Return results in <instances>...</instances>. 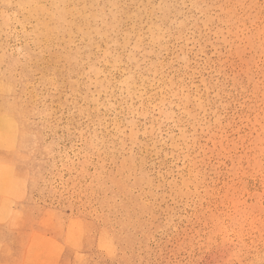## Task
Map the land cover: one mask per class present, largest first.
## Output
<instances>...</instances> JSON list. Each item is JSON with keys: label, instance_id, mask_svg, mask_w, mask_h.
Listing matches in <instances>:
<instances>
[{"label": "rangeland", "instance_id": "obj_1", "mask_svg": "<svg viewBox=\"0 0 264 264\" xmlns=\"http://www.w3.org/2000/svg\"><path fill=\"white\" fill-rule=\"evenodd\" d=\"M11 175L0 264H264V0H0Z\"/></svg>", "mask_w": 264, "mask_h": 264}, {"label": "crops", "instance_id": "obj_2", "mask_svg": "<svg viewBox=\"0 0 264 264\" xmlns=\"http://www.w3.org/2000/svg\"><path fill=\"white\" fill-rule=\"evenodd\" d=\"M18 179L19 178L17 177V175H11V176L5 177V182L2 183L0 181L1 182L0 183V212L9 211L8 207H9L11 198L15 197V199H16V196L18 195V189H14V184L15 185L18 184V182L20 181ZM9 182L13 183V184L9 185L10 184ZM9 186H12V188H13L12 191L9 189ZM20 190L22 193L23 189H20ZM5 230H7V229H3L2 233H1V235H3L4 238H2V242H1L2 245L0 247V261H9L12 258V256L8 255V252L6 251V245H8V244L10 245L11 242H8L9 239H7L6 235H10V234L8 232H6ZM8 249H9V247H8Z\"/></svg>", "mask_w": 264, "mask_h": 264}, {"label": "bare ground", "instance_id": "obj_3", "mask_svg": "<svg viewBox=\"0 0 264 264\" xmlns=\"http://www.w3.org/2000/svg\"><path fill=\"white\" fill-rule=\"evenodd\" d=\"M9 184V183H8Z\"/></svg>", "mask_w": 264, "mask_h": 264}]
</instances>
